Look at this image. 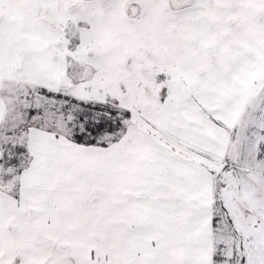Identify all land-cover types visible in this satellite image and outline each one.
Segmentation results:
<instances>
[{
    "label": "snow or ice",
    "instance_id": "obj_1",
    "mask_svg": "<svg viewBox=\"0 0 264 264\" xmlns=\"http://www.w3.org/2000/svg\"><path fill=\"white\" fill-rule=\"evenodd\" d=\"M0 264H264V0H0Z\"/></svg>",
    "mask_w": 264,
    "mask_h": 264
}]
</instances>
